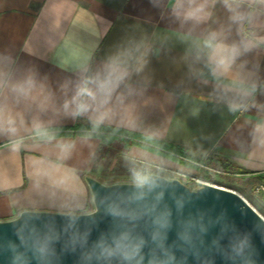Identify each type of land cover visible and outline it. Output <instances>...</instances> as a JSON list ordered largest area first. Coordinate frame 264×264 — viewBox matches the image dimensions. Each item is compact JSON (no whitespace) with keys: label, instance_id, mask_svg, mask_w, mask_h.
Returning a JSON list of instances; mask_svg holds the SVG:
<instances>
[{"label":"crops","instance_id":"1","mask_svg":"<svg viewBox=\"0 0 264 264\" xmlns=\"http://www.w3.org/2000/svg\"><path fill=\"white\" fill-rule=\"evenodd\" d=\"M193 6H203L200 19L185 18L187 0L183 7L177 0H0V73L9 83L31 77L35 85L19 103L8 92L18 133L0 135V220L77 204L85 212L90 195L83 176L118 177L124 161L173 177L194 176L207 158L217 159L241 172L224 174L264 184V146L254 140L256 125L264 123V4H241L238 11L250 14L243 24L232 21L223 0H195ZM211 33L240 49L226 71L210 60L205 41ZM125 51L142 70L113 93V114L102 124L186 154L152 151L128 137L103 147L97 135L59 130L92 123L67 115L63 105L85 77ZM243 91L252 93L243 101L247 106L231 108ZM45 130L51 136L40 139ZM12 139L20 140L18 151ZM62 144L71 145L68 152ZM99 157L107 159L104 168Z\"/></svg>","mask_w":264,"mask_h":264},{"label":"clouds","instance_id":"2","mask_svg":"<svg viewBox=\"0 0 264 264\" xmlns=\"http://www.w3.org/2000/svg\"><path fill=\"white\" fill-rule=\"evenodd\" d=\"M262 3L264 0H223L225 6L233 13L231 19L235 23L243 24L250 20V14L238 11L241 4ZM185 0H177V6L183 7ZM189 5L185 12L187 19H200L204 12L203 6H193L195 0H187ZM211 49L210 60L216 68L227 70L235 58L240 55V49L233 45L228 46L217 42V34L211 33L205 41ZM249 42L244 51L252 47ZM131 51L118 53L110 57L104 65L94 74L85 77L77 86L75 94L66 100L63 109L67 115L75 117L88 116L93 127L97 128L113 114L111 101L113 93L129 80L134 72L142 70V66H133L129 63ZM34 81L31 77L17 82L9 83L8 79L0 73V135L16 137L18 133L17 115L13 112L8 92L16 103L29 98ZM6 89L8 90L6 92ZM241 102L233 103L231 108L246 107L243 101L252 95L251 91L240 93ZM22 123V121H21ZM254 140L264 146V123L257 124L254 129ZM10 147L13 151L20 148V140L12 139ZM62 152H68L71 145L59 146ZM129 191L115 192L100 197L104 206L105 215L110 216L114 223L113 230L102 234L91 247L88 246L90 230L83 232L78 227L80 215H89L83 212L82 205L68 207L61 214L66 217L62 233L67 235L65 248L76 251L81 250V264H183L186 257L179 260L175 255V248L188 252L196 250V241L203 243V235L208 231L203 224V216L199 221L189 219L178 232L180 245H167V234L171 228V210L164 201L165 193L172 189L169 180L163 175H156L143 167H133L130 170ZM178 211H182L189 197L176 196L171 192ZM145 217L150 219L148 235L139 231V222ZM219 219H223L222 217ZM232 228L233 236L229 239L226 259L236 264H254L251 256V241L247 234L237 232L234 226L224 224L221 232ZM198 228V234L193 229ZM150 229V230H149ZM61 232L56 230L54 224H46L43 230L37 228L29 220H24L17 228L16 234L20 244L9 242L7 249L11 251V264H29L34 258L38 264H52L55 258V243L61 239ZM213 244L218 246V240ZM187 246V247H185ZM147 249V251H145ZM31 253L29 257L28 253Z\"/></svg>","mask_w":264,"mask_h":264},{"label":"water","instance_id":"3","mask_svg":"<svg viewBox=\"0 0 264 264\" xmlns=\"http://www.w3.org/2000/svg\"><path fill=\"white\" fill-rule=\"evenodd\" d=\"M154 173V172H152ZM156 174V173H154ZM159 175V174H156ZM172 189L165 193L164 201L171 210V228L167 234V245H180L178 232L189 219L199 221L203 216V224L207 226L208 231L203 235V243L196 241L195 251H182L175 248V255L179 260L186 257L183 264H233L226 259L225 251L228 250L229 239L233 236L232 228L222 233L224 224L234 226L235 230L241 234H247L251 241V253L254 264H264V217H262L248 202L233 190L213 185L204 181L197 180L186 184L180 179L165 176ZM84 183L89 190L90 209L85 211L89 215H80L78 227L80 231L90 230L88 237V246L99 239L102 234L113 230L114 221L110 216L105 215L104 206L100 202V197L107 196L115 192L129 191L130 180H117L113 182H104L92 175L83 176ZM174 190L176 196L184 195L189 197L182 211H178L175 200L171 192ZM62 212L23 210L16 217L9 220H0V264H11L12 253L7 249L9 242L20 244L19 237L16 234V228L24 221L43 230L46 224H54L56 230L62 233L66 217ZM223 219H219V218ZM150 219L139 222V231L145 236L148 235L146 229L149 228ZM150 230V229H149ZM198 228L193 229V234H198ZM67 235L62 233L55 247V258L52 264H81V250L76 251L65 248ZM218 240V246L213 244ZM187 247V246H185ZM147 251V249L145 250ZM31 257V253H28ZM29 264H38L34 258L30 259ZM95 264V261L92 262ZM236 264H240L237 260Z\"/></svg>","mask_w":264,"mask_h":264},{"label":"rangeland","instance_id":"4","mask_svg":"<svg viewBox=\"0 0 264 264\" xmlns=\"http://www.w3.org/2000/svg\"><path fill=\"white\" fill-rule=\"evenodd\" d=\"M117 159H119V162L117 164V167L121 168V165H123V158L121 156H118ZM206 162H209V159L207 158L205 160ZM202 163L203 166H199L198 170L199 172L197 174L193 175H187V174H175L172 178H177L180 179L182 182L186 184L193 183L197 180L204 181L211 183L213 185H217L220 187H224L230 190L235 191L239 195H241L247 202L248 204H251V206L262 216L264 217V203L263 197L259 194H256L254 192L255 189V184H245L243 181L239 180V178L234 177V176H228L224 173V171L214 167L213 163ZM99 165L104 168L105 164L107 163V159H101L99 157ZM124 167L122 170L120 169L118 172H121V175L114 176L110 173H105L103 176L105 181H110V180H122L125 178L130 177V170L133 167H136L134 164L128 163L124 161ZM127 170L126 172L123 173V171ZM106 172V171H105ZM171 177V176H167ZM121 178V179H118ZM264 202V201H263ZM261 205V206H260Z\"/></svg>","mask_w":264,"mask_h":264},{"label":"trees","instance_id":"5","mask_svg":"<svg viewBox=\"0 0 264 264\" xmlns=\"http://www.w3.org/2000/svg\"><path fill=\"white\" fill-rule=\"evenodd\" d=\"M59 130H77L79 132H89L90 134L93 135H97L98 137L101 138L102 142H103V147L104 145H112L114 144L115 140H120L119 138H123V137H128V138H133V144L135 145H139L142 147H145L147 149H150L152 151H156V152H161L159 149L164 150L165 152H171V153H175V154H179V155H183L186 154V151L178 148L175 145L169 144L165 141H158V140H153L150 139L148 137L139 135L137 133H133V132H129L126 130H122L119 128H115V127H111V126H107V125H103L101 124L99 127L94 128L92 123H83V121H81L80 123L76 124L74 127L71 128H64V129H59ZM50 130H45V134L41 135V137H39L40 139H46L48 137H50L51 135H48L47 132H49ZM52 131V130H51ZM125 151L128 150L129 148V144H128V140L126 141L125 146L123 147ZM109 150H107L108 152ZM111 153L109 154H115V150L110 151ZM209 159V158H208ZM206 162V161H204ZM206 163H213L214 167L229 173V174H239L241 173L239 170L231 167L228 165V163H224L221 160H217V159H209V162ZM113 181H117V180H110L108 181V183L113 182ZM107 182V181H104Z\"/></svg>","mask_w":264,"mask_h":264},{"label":"built area","instance_id":"6","mask_svg":"<svg viewBox=\"0 0 264 264\" xmlns=\"http://www.w3.org/2000/svg\"><path fill=\"white\" fill-rule=\"evenodd\" d=\"M208 183V182H207ZM211 184V183H210ZM254 192L256 194L261 195L264 198V184L260 183L259 185H257L254 189Z\"/></svg>","mask_w":264,"mask_h":264}]
</instances>
